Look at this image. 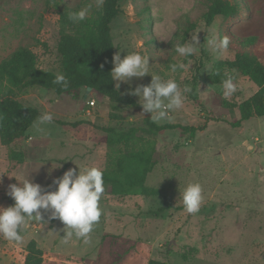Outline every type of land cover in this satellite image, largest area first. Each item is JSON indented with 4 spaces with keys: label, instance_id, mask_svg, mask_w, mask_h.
<instances>
[{
    "label": "rangeland",
    "instance_id": "rangeland-1",
    "mask_svg": "<svg viewBox=\"0 0 264 264\" xmlns=\"http://www.w3.org/2000/svg\"><path fill=\"white\" fill-rule=\"evenodd\" d=\"M45 1L0 0V61L27 46L40 68L61 74L60 9L90 6L87 17H95L102 6L97 0H62L61 6L46 8ZM235 1L239 13L217 16L211 26L203 19L207 0L119 2L120 13L111 24L116 53L121 59L132 52L147 55L149 73L116 84L139 103L141 98L129 91L149 85L153 75L174 79L181 88L189 85L192 91L185 94L182 108L170 113L171 120L157 122L179 128L149 131L142 113L126 105L115 110L108 98L86 87L61 95L40 86L17 91L18 100L51 113L53 120L40 124L37 119L26 137L10 146L0 142V208L14 204L8 186L21 185L25 178L53 192L58 187L53 181L69 169L77 174L84 167L105 169L108 152L123 148L121 143L110 148L103 141L107 137L136 129L134 150L147 153L127 169L138 180L134 190L116 195L111 184H104L102 215L89 244L75 236L62 243L66 225L51 210L40 209L41 219L28 221L20 242L0 236V264H26L31 240L45 251V264H148L152 259L264 264V116L236 126L239 105L259 87L231 66L242 51L264 64V0ZM193 34L200 43L197 51L180 56L176 46L191 41ZM213 36L230 38L223 54L209 47ZM181 61L186 69L171 72L170 65ZM227 75L234 76L237 91L225 99L222 81ZM92 97L96 105L90 107ZM111 113L120 118L111 119ZM10 149L24 152V161L11 160ZM193 182L201 184L204 200L198 213L188 214L180 193Z\"/></svg>",
    "mask_w": 264,
    "mask_h": 264
},
{
    "label": "trees",
    "instance_id": "trees-1",
    "mask_svg": "<svg viewBox=\"0 0 264 264\" xmlns=\"http://www.w3.org/2000/svg\"><path fill=\"white\" fill-rule=\"evenodd\" d=\"M208 7L203 14L207 26H211L217 16L230 18L239 13V5L231 0H207ZM62 0H46V8L61 6ZM120 0H103V4L95 17H86L82 22L73 23L69 13L73 10L66 5L60 9V39L58 51L62 57V73L38 66L36 53L27 46L19 47L10 57L0 61V142L10 146L12 143L26 137L28 129L39 119L43 112L36 107L26 105L18 100L17 91L36 86L53 89L61 95L81 87H92L108 98L118 110L126 105L134 111L142 113L149 131L163 132L181 127L179 124L166 123L158 125L152 122L151 113H145L133 96H125L116 81L112 80L111 71L114 67L112 58L116 53L113 41L112 22L120 13ZM78 10V9H75ZM233 68L248 76L258 87V91L239 105L240 118L236 126L254 116H264V64L257 55L248 51L237 52L231 63ZM199 67H197L198 69ZM57 75H64L69 86L65 89L55 84ZM196 79V76H195ZM120 115L111 113V119ZM122 119L124 118L121 117ZM65 124L64 122L60 121ZM136 129H130L117 137L105 138L103 141L112 148L121 143L123 148L108 152V162L104 173V184H111L113 193L125 195L136 188L138 180L127 171L135 160L141 161L147 153L145 150L136 152L134 147L139 144L136 139ZM9 158L23 162L24 152L10 149ZM148 162V160H146ZM145 167V171H150ZM45 251L38 247L36 240H31L27 246L26 264H45ZM148 264H171L166 261L152 259Z\"/></svg>",
    "mask_w": 264,
    "mask_h": 264
},
{
    "label": "clouds",
    "instance_id": "clouds-1",
    "mask_svg": "<svg viewBox=\"0 0 264 264\" xmlns=\"http://www.w3.org/2000/svg\"><path fill=\"white\" fill-rule=\"evenodd\" d=\"M103 0H97L101 6ZM89 7L73 10L69 13V20L73 23L82 22L88 16ZM214 53L223 54L230 44V38L213 36L207 41ZM200 45L198 35L193 34L191 41L178 44L175 51L182 57H190ZM112 62V80L127 82L132 77H144L149 73V57L136 52L129 53L123 59L117 52ZM187 65L181 61L170 65V71L175 73L186 69ZM219 74V73H217ZM63 88L69 86V81L64 75H57L53 81ZM119 84L116 88H119ZM223 97L230 98L236 91L234 76L227 75L222 81ZM189 85L181 88L174 79H163L153 75L152 82L147 86H138L130 90L129 94L141 98V106L145 113H151L154 123L171 120L170 113L182 108L186 99L185 94L191 92ZM51 113H44L39 117V123H51ZM81 169V168H80ZM104 173L97 167H84L79 174L75 169L67 170L61 178L53 181L57 189L53 192H44L41 185L24 179L21 185L10 184L6 194L14 200V204L7 208H0V236L8 241L20 242L21 231L29 220H40V209L51 210L53 218H58L67 227L62 243L68 244L75 236L83 239L85 244L90 243V233L99 222L102 215L100 207L101 196L104 192ZM184 210L188 214L200 211L204 200L203 189L200 183H189L180 193ZM35 213V217H33Z\"/></svg>",
    "mask_w": 264,
    "mask_h": 264
},
{
    "label": "built area",
    "instance_id": "built-area-1",
    "mask_svg": "<svg viewBox=\"0 0 264 264\" xmlns=\"http://www.w3.org/2000/svg\"><path fill=\"white\" fill-rule=\"evenodd\" d=\"M87 104H88L90 107L95 106V105H96V99L92 97L90 100L87 101Z\"/></svg>",
    "mask_w": 264,
    "mask_h": 264
},
{
    "label": "water",
    "instance_id": "water-1",
    "mask_svg": "<svg viewBox=\"0 0 264 264\" xmlns=\"http://www.w3.org/2000/svg\"><path fill=\"white\" fill-rule=\"evenodd\" d=\"M92 89V87H87L88 92H90Z\"/></svg>",
    "mask_w": 264,
    "mask_h": 264
},
{
    "label": "crops",
    "instance_id": "crops-1",
    "mask_svg": "<svg viewBox=\"0 0 264 264\" xmlns=\"http://www.w3.org/2000/svg\"><path fill=\"white\" fill-rule=\"evenodd\" d=\"M91 91H94V89H92ZM96 91V90H95ZM98 92V91H97ZM100 94V93H99Z\"/></svg>",
    "mask_w": 264,
    "mask_h": 264
}]
</instances>
